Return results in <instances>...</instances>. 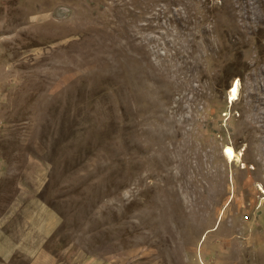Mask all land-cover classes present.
<instances>
[{"label": "rangeland", "instance_id": "1", "mask_svg": "<svg viewBox=\"0 0 264 264\" xmlns=\"http://www.w3.org/2000/svg\"><path fill=\"white\" fill-rule=\"evenodd\" d=\"M37 206L63 264H264V0H0V229Z\"/></svg>", "mask_w": 264, "mask_h": 264}, {"label": "crops", "instance_id": "2", "mask_svg": "<svg viewBox=\"0 0 264 264\" xmlns=\"http://www.w3.org/2000/svg\"><path fill=\"white\" fill-rule=\"evenodd\" d=\"M50 211L37 206L38 215L43 217L34 219L26 233L13 226L0 229V264H63L46 248L48 237L56 228L49 220L57 222Z\"/></svg>", "mask_w": 264, "mask_h": 264}, {"label": "bare ground", "instance_id": "3", "mask_svg": "<svg viewBox=\"0 0 264 264\" xmlns=\"http://www.w3.org/2000/svg\"><path fill=\"white\" fill-rule=\"evenodd\" d=\"M239 81L236 80L234 83H232L230 90L228 92V99L230 101L236 100L238 97V92H239ZM223 155L226 157L228 160H234L238 159V156L235 155L234 150L230 146H224L223 147Z\"/></svg>", "mask_w": 264, "mask_h": 264}]
</instances>
